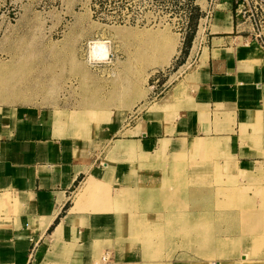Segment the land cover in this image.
Masks as SVG:
<instances>
[{
    "label": "crops",
    "instance_id": "obj_1",
    "mask_svg": "<svg viewBox=\"0 0 264 264\" xmlns=\"http://www.w3.org/2000/svg\"><path fill=\"white\" fill-rule=\"evenodd\" d=\"M236 3L215 0L207 33L189 52L192 67L135 121L113 113L79 136L57 112L0 106V264H264V52ZM117 142L134 153L112 154ZM191 167H222L225 187L253 189L252 197L240 189L243 202L223 213L234 216L230 245L205 259L183 255L181 238L148 246L136 230L163 232L154 220L167 213L134 204L180 188Z\"/></svg>",
    "mask_w": 264,
    "mask_h": 264
},
{
    "label": "rangeland",
    "instance_id": "obj_2",
    "mask_svg": "<svg viewBox=\"0 0 264 264\" xmlns=\"http://www.w3.org/2000/svg\"><path fill=\"white\" fill-rule=\"evenodd\" d=\"M214 5L215 0H208L206 7L201 0H0V106L57 112L62 126L79 125L71 129L79 136L84 135L83 125L88 134H95L113 113L131 115L135 121L136 111L140 113L149 101L164 96L192 67L194 58L188 59L189 52H197ZM94 41L104 42L103 54L95 53ZM120 143L132 146L131 152L115 150ZM120 143L112 147V154L134 153L133 145ZM206 159L199 161L207 163ZM190 169L186 173L190 179L166 195L165 202L147 204L142 194L134 210L138 206V211L161 213V218L164 213L166 217L174 212L186 214L197 225L206 221V228L197 233L187 226L168 227L169 220L163 217L154 220L167 224L160 235L147 234L142 223L137 233L148 246L159 240L155 248L172 237L181 238L183 255L201 259L216 251L221 255L231 235L230 219H224L223 213L243 202L241 191L244 197H252L253 189L240 191L226 185L232 193L224 194L222 178L227 173L219 172L222 167ZM238 179L234 178L237 183ZM190 185H199V195L187 192ZM191 196L197 202L190 201ZM248 240L253 244L254 237Z\"/></svg>",
    "mask_w": 264,
    "mask_h": 264
},
{
    "label": "bare ground",
    "instance_id": "obj_3",
    "mask_svg": "<svg viewBox=\"0 0 264 264\" xmlns=\"http://www.w3.org/2000/svg\"><path fill=\"white\" fill-rule=\"evenodd\" d=\"M92 45H93V50L95 51V53L96 54H103L104 53V49H105V46H104V42H99V41H94L93 43H92ZM94 53V54H95ZM1 85V84H0ZM156 109H158V108H156ZM120 143V142H119ZM205 144V143H204ZM116 149L115 150H117V151H123L124 153L126 152V153H128V152H131V150H132V146H122L121 145V143L120 144H117L116 146ZM205 148V147H204ZM202 152V147L201 146H196V147H194L193 148V153H201ZM199 175V174H198ZM234 185V184H233ZM195 187L198 189V187H199V185H195ZM202 187V186H201ZM196 189V190H197ZM221 190L224 192V194H226V193H228L229 191L232 193V189H228V188H225V186L223 185L222 187H221ZM145 195V196H144ZM166 195L168 196L169 194H165L164 195V197H166ZM197 195H199V192H198V190H197V192H195V194H194V196H197ZM202 195H207V196H209V193H204V194H202ZM202 195H200V196H202ZM233 195V194H232ZM157 197H163L162 196V194L160 193V192H153V193H149V194H143V199L144 198H148L147 200H145L146 202L147 201H153V198H157ZM225 197V196H224ZM144 201V200H143ZM214 211V210H213ZM220 211V210H219ZM227 211V210H226ZM233 211V210H232ZM117 212V211H116ZM209 212V211H208ZM216 212V211H215ZM218 212V211H217ZM169 214H171V213H169ZM196 214V213H195ZM195 214H194V216H195ZM203 214V213H202ZM213 215V214H212ZM227 217H224V219L225 218H228L229 217V215H226ZM204 218H205V216H203ZM210 217V216H209ZM167 220H169V222L167 223L168 224V227H171V226H174V225H178L179 227H180V229H181V226H184V227H188L189 228V230H190V232H197V233H199V231H201L202 229H204V227L206 226L205 224H204V222L206 223V221H198V223L200 224V223H202L201 225H197V222L195 223V222H191V220H189V219H191V218H188L187 217V215L186 214H184V215H182V214H179V213H176V212H174V213H172V215H168L167 216ZM196 218H198V217H196ZM200 218V217H199ZM198 218V219H199ZM178 219H180L179 221H177L175 224H174V222H175V220H178ZM195 219V218H194ZM213 219V218H212ZM183 220H185V221H188V222H184ZM214 220V219H213ZM210 221V220H209ZM212 221V220H211ZM210 221V222H211ZM167 224L166 225H164L165 227H167ZM203 225H205V226H203ZM187 228V229H188ZM206 228V227H205ZM192 229V230H191ZM214 233V232H213ZM149 234H151L152 235V233H149ZM212 234V233H211ZM152 237V236H151ZM203 239V238H202ZM207 240V239H206ZM196 241H201V240H196ZM203 241H205V240H202L201 242L203 243ZM149 243H153V241L151 240V242H149Z\"/></svg>",
    "mask_w": 264,
    "mask_h": 264
},
{
    "label": "built area",
    "instance_id": "obj_4",
    "mask_svg": "<svg viewBox=\"0 0 264 264\" xmlns=\"http://www.w3.org/2000/svg\"><path fill=\"white\" fill-rule=\"evenodd\" d=\"M236 4V17L251 28L253 39L264 52V0H237Z\"/></svg>",
    "mask_w": 264,
    "mask_h": 264
}]
</instances>
